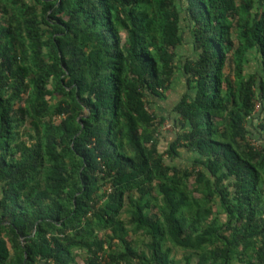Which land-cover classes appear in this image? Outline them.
Wrapping results in <instances>:
<instances>
[{"label": "trees", "instance_id": "16d2710c", "mask_svg": "<svg viewBox=\"0 0 264 264\" xmlns=\"http://www.w3.org/2000/svg\"><path fill=\"white\" fill-rule=\"evenodd\" d=\"M180 1L0 0V264H264V0Z\"/></svg>", "mask_w": 264, "mask_h": 264}, {"label": "rangeland", "instance_id": "374dc122", "mask_svg": "<svg viewBox=\"0 0 264 264\" xmlns=\"http://www.w3.org/2000/svg\"><path fill=\"white\" fill-rule=\"evenodd\" d=\"M177 2L179 3V7L182 8L181 1L177 0ZM181 28H182L183 42H182L181 47H179L178 50H177V55H178L179 58L183 59V58L189 57L192 54V49H191V45H190V35H189V30H188V22L184 21V20L181 21ZM254 71H255V63L253 62V60H249L248 63L245 64V66H244V74L245 75L251 74V73H254ZM224 72L226 74L230 75V76L233 75L232 69H230L228 67L225 68ZM181 82L182 81H180L178 79V82L174 86V90L175 91L172 90V91H174V93L172 92L173 94H176L178 92L180 94V91L182 89V86L180 85ZM160 127H161L160 128V132L163 135V138L161 140V145L163 144L162 148L164 149L165 146L167 145V141L168 142L171 141V138H169L168 136L172 133L173 129L170 126V122L167 121V120H165V122ZM21 132H22L21 133V138H20L21 141L28 142L29 140H28V135H27V132H28L27 127H23L21 129ZM163 139H165V140H163ZM187 158H189V157H187ZM173 164H177L180 167H184V166H189L190 167L189 162H187L186 158H184V156H183V152H180V157L177 158L174 161ZM131 238L140 245V242L142 241L141 237H139V236H131ZM184 254H185L184 252L177 251L176 249H173V251H172V255L178 261L182 260V257L184 256ZM84 259H85V255L83 254V252H77V262H78V264H84Z\"/></svg>", "mask_w": 264, "mask_h": 264}, {"label": "crops", "instance_id": "0c3cea01", "mask_svg": "<svg viewBox=\"0 0 264 264\" xmlns=\"http://www.w3.org/2000/svg\"><path fill=\"white\" fill-rule=\"evenodd\" d=\"M161 115H163V114H161ZM161 133V132H160ZM161 136H162V138H163V135L161 134Z\"/></svg>", "mask_w": 264, "mask_h": 264}]
</instances>
